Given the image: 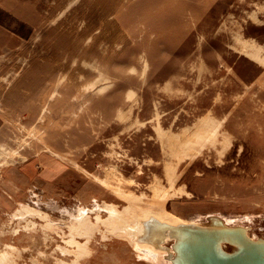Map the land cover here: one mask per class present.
I'll return each instance as SVG.
<instances>
[{
    "label": "rangeland",
    "instance_id": "374dc122",
    "mask_svg": "<svg viewBox=\"0 0 264 264\" xmlns=\"http://www.w3.org/2000/svg\"><path fill=\"white\" fill-rule=\"evenodd\" d=\"M246 42L264 57V0H0V264H73L60 233L105 204L264 238ZM87 246L80 264H167L103 225Z\"/></svg>",
    "mask_w": 264,
    "mask_h": 264
},
{
    "label": "bare ground",
    "instance_id": "6f19581e",
    "mask_svg": "<svg viewBox=\"0 0 264 264\" xmlns=\"http://www.w3.org/2000/svg\"><path fill=\"white\" fill-rule=\"evenodd\" d=\"M244 53L246 56L259 62L260 64L264 65V57L260 55V49L254 43H244ZM203 132H208L207 127L199 126L194 133L196 135H200ZM154 197H157V193H153ZM104 210L107 212V217L103 218L99 213L100 210ZM99 209L95 210H86L80 209V211L73 216V219L70 223L67 224L68 234L65 236V233H60V236L63 243H65L69 248L58 246V249L62 251L64 254L67 255H74L76 260H73V264H80L79 258L81 256H88L90 254L88 250V241L89 237L93 234L95 230H99L100 225L105 226L114 237L126 239L131 244H146L149 245V248L143 247L140 248L149 256H162L167 264H172L171 258L175 255V252L172 249V245L175 242V238L170 236V231L166 230L164 233V238L159 240L160 242L157 245H154L149 238L155 239V235L158 231L154 228L152 223L156 221L160 224H166L169 226H178L181 224H188V225H197L194 222H183L180 219L173 218L170 214L164 213L159 211H152L149 213H137L138 209L130 204L128 207H125L122 211H118L112 205H102ZM19 213H25L28 215H34L37 218L47 220V216L45 213H42L39 210L34 209L30 206H24L22 209L18 210ZM95 212V215L90 218L89 214ZM156 214V215H154ZM64 222V221H62ZM63 224V223H62ZM44 226H52L51 222L47 220ZM243 227V226H242ZM245 228V227H244ZM58 235V234H57ZM78 238H83L84 242L78 240ZM103 239L106 240L107 237L103 236ZM254 239L255 238H251ZM169 243V245H167ZM10 249H14L11 245L7 246ZM222 247H226L227 245H222ZM61 253V252H60ZM170 253V254H169ZM170 255V256H168ZM11 256V253L7 251H3L0 253V263L3 261H8ZM161 257V258H162ZM168 257V258H167Z\"/></svg>",
    "mask_w": 264,
    "mask_h": 264
},
{
    "label": "water",
    "instance_id": "95a60500",
    "mask_svg": "<svg viewBox=\"0 0 264 264\" xmlns=\"http://www.w3.org/2000/svg\"><path fill=\"white\" fill-rule=\"evenodd\" d=\"M152 223L158 231L155 239L149 238L154 245L162 241L166 230L175 238L172 264H264V238L251 239L246 228L228 226L218 217L197 225Z\"/></svg>",
    "mask_w": 264,
    "mask_h": 264
}]
</instances>
